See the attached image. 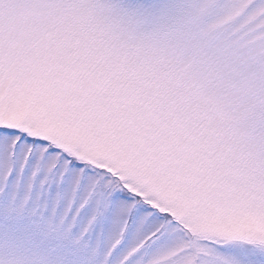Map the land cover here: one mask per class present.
<instances>
[{
	"label": "snow or ice",
	"instance_id": "1",
	"mask_svg": "<svg viewBox=\"0 0 264 264\" xmlns=\"http://www.w3.org/2000/svg\"><path fill=\"white\" fill-rule=\"evenodd\" d=\"M0 264H264V0H0Z\"/></svg>",
	"mask_w": 264,
	"mask_h": 264
}]
</instances>
